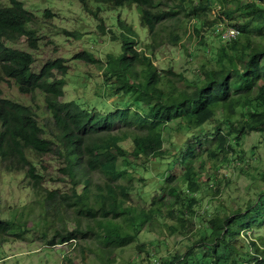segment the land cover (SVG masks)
I'll use <instances>...</instances> for the list:
<instances>
[{
  "label": "trees",
  "instance_id": "1",
  "mask_svg": "<svg viewBox=\"0 0 264 264\" xmlns=\"http://www.w3.org/2000/svg\"><path fill=\"white\" fill-rule=\"evenodd\" d=\"M78 1L99 20L102 33L101 10L135 5L147 41L137 47L138 33L117 17L119 34L109 32L112 40H120V55L109 52L101 60L81 51L72 57L101 68L102 90L89 101L84 96L62 100L66 59H48L33 71L32 53L13 46L23 36L36 48V35L24 26L31 14L21 0L0 4V25L11 27L3 35L6 43L0 38V80L13 81L20 93L31 96L29 104L7 99L0 87V159L4 170L23 173L32 192L9 218L0 217V244L36 231L48 246L81 243L95 253L96 264H113V251L138 241L141 229L161 236L156 226L172 234L187 232L195 218L199 227L190 230L193 243L185 254L157 256L139 242L136 248L145 253L139 264H264V240L241 234L264 225V187L245 202L240 194L229 195L230 205L219 202L208 212L204 197L211 202L219 195L221 180L199 181L209 168L226 165L228 155L242 159V137L264 134V0ZM216 20L240 34L211 48L198 46L207 58L192 79L154 64L158 45L179 46L183 37L205 31L207 22ZM68 32L81 36L78 30ZM37 96L43 105L39 111L32 103ZM151 132L161 134L167 148ZM44 156L58 162L59 176L46 178L39 166ZM147 161L157 169L146 168L150 180L138 169ZM258 178L264 184V170ZM137 179L148 186L138 191L147 206L127 203ZM51 181L53 188L44 184Z\"/></svg>",
  "mask_w": 264,
  "mask_h": 264
},
{
  "label": "rangeland",
  "instance_id": "2",
  "mask_svg": "<svg viewBox=\"0 0 264 264\" xmlns=\"http://www.w3.org/2000/svg\"><path fill=\"white\" fill-rule=\"evenodd\" d=\"M2 1L8 2V0ZM21 1L23 6L34 14L33 21L27 23L26 29L36 35V48L30 49L25 37L19 38L18 42L14 43L13 46L33 53L35 59L34 70H38L48 59L56 57L66 59L65 63L69 68L65 77L66 85L62 100H72L73 98L84 96L88 98L86 101H89L95 92L102 90L101 85L104 78L101 68L72 57L81 51L92 52L96 58L101 60H105L106 54L109 52L120 55V40H112L109 32L110 28H112L115 30L116 35L119 34V31H116L114 27V20L117 21V17H119V20L131 25L138 33L139 36H134L137 47L143 46L147 41V31L139 23V12L135 5L101 10L98 17L104 22L105 31L102 33L97 28L99 20L85 13L76 0ZM214 11L211 13L215 14ZM209 20L212 19L209 18ZM207 24L205 31L198 32L191 38L183 37L180 46L163 45L159 47L158 45L153 53L154 64L159 69L172 68L174 72L182 73L188 79L194 77V71L204 70L207 56L204 55L206 52L204 53L198 46L206 43L211 48L217 43H223L216 33L217 28L220 31L222 25H216L217 21H209ZM67 30H78L81 36L76 39L73 35H68L66 33ZM238 33L240 34V32ZM0 87L3 97L27 104L31 103V96L19 93L13 81H2ZM32 103L39 106L35 110L43 109L40 96L35 97ZM170 126L173 129L175 123ZM151 134L163 149L167 148L168 142L161 141V134L154 132H151ZM175 134L181 136L180 132H175ZM175 139L178 138L176 137ZM124 145L128 146V141ZM240 153L242 159L234 160L231 155H228L229 161L226 165L222 164L219 170L209 168L200 175V182L208 181L210 176L212 177L211 179L217 177L221 180V193L211 202V198L204 197L202 207H207L208 212L212 211L219 202H226L230 205L229 195L234 197L240 194L242 202H245L246 199L254 196V190L258 191L264 187V184L258 178V172L264 170V134L250 132L242 137ZM154 162L158 163L157 161ZM156 163L153 165H156ZM39 164L40 168L46 172V178H50L54 173L59 176L58 172H56L58 162L55 159L44 156ZM3 165L4 162L0 159V217L9 218L14 208L29 202L32 192L30 187L25 186L26 180L23 181L22 172L6 171ZM161 166L163 168V165ZM146 168L148 170L157 169L150 165L149 161H147L146 166L138 167L139 172L150 180L151 177L147 175ZM93 175L96 176L95 173ZM138 175L139 173H136L137 177ZM158 179L161 178L159 177ZM44 184L53 188L54 185L52 184L56 183L51 181L49 183L44 182ZM142 184L143 181H138V179L134 181L135 189L130 193L128 204L140 207L148 205L143 200L144 196L138 193L139 190L148 188V186L141 187ZM153 192L156 195L160 194L156 193V190ZM209 192L212 193L211 191ZM194 220L192 223L190 222V230L198 229L199 227L195 218ZM26 225L31 226V222H27ZM257 227L254 226L251 230H247V235L246 233L244 234V231H241V234H243V237L249 236L254 239L261 237L264 240V225ZM157 230L163 231V235L156 234L153 232L154 230L143 228L138 235V241H134L126 247L115 249L112 255L115 258L113 264H139L138 260L145 256L144 250L138 251L136 248L139 242L148 244L149 251L157 256H166L173 252L183 255L188 251L190 244L193 243V240H189L188 237L190 230L172 234L165 227L156 226L155 231ZM166 235L168 237H165ZM162 240H164L163 243H161ZM45 241L39 237L38 232L31 231L20 240H9L0 244V264H96L98 261L97 259L93 261L95 253L88 249L85 250L81 243L48 246ZM86 244H89L93 249L95 248V245L89 239Z\"/></svg>",
  "mask_w": 264,
  "mask_h": 264
},
{
  "label": "clouds",
  "instance_id": "3",
  "mask_svg": "<svg viewBox=\"0 0 264 264\" xmlns=\"http://www.w3.org/2000/svg\"><path fill=\"white\" fill-rule=\"evenodd\" d=\"M78 3H79V1L78 0H76ZM0 4H2V5H10L11 4V2H10V0H8V2L7 3H5V2H3L2 0H0ZM24 7V6H23ZM125 7V6H124ZM25 8V7H24ZM137 8V7H136ZM82 9V8H81ZM25 10H27L28 12H30V14H31V19L29 20V21H27L26 23H24V26H25V28L27 27V23H29V22H31V21H33V19H34V14L31 12V11H29L28 9H26L25 8ZM83 10V9H82ZM85 12V11H84ZM85 13H87V12H85ZM119 18V17H118ZM217 21V20H216ZM216 25H220V23H218V21H217V24ZM222 27H233V26H230V25H227V26H222ZM236 28V27H235ZM9 29H11V27H10V24L7 22V23H4V25H0V32H3V34L0 36V38H2V41H4L5 43H6V41L5 40H3V38H4V33H5V31H7V30H9ZM237 29V28H236ZM27 30V29H26ZM216 30V29H215ZM238 30V29H237ZM239 31V30H238ZM66 33H69L68 32V30L66 31ZM216 33H217V31H216ZM218 34V33H217ZM21 37H23V36H21ZM20 37V38H21ZM218 38H220V36H219V34H218ZM25 40H27L26 38H25ZM220 40L221 41H223V42H229V41H224V40H222L221 38H220ZM35 41V40H34ZM232 41V40H231ZM16 42H18V40L16 41ZM15 42V43H16ZM27 42V41H26ZM180 44H181V42H180ZM28 45V44H27ZM180 46V45H179ZM29 47V46H28ZM30 48V47H29ZM19 49V48H18ZM30 49H34V48H30ZM21 50H23V49H21ZM24 51H27V50H24ZM28 52H30V51H28ZM30 53H32V52H30ZM32 55H33V53H32ZM95 56V55H94ZM34 57V56H33ZM34 61H35V59H34ZM83 61V60H82ZM45 63V62H44ZM43 63V64H44ZM34 64V63H33ZM42 64V65H43ZM42 65H41V67H42ZM40 67V68H41ZM39 68V69H40ZM38 69V70H39ZM32 70L33 71H38V70H34L33 69V65H32ZM2 81H11V80H4V79H2V80H0V83L2 82ZM17 87V86H16ZM17 90H18V88H17ZM19 92V91H18ZM20 93V92H19ZM3 94V93H2ZM21 94H24V93H21ZM2 97H3V95H2ZM5 98V97H4ZM7 99H9V98H7ZM11 100H13V99H11ZM14 101H16V100H14ZM60 245H62V244H60Z\"/></svg>",
  "mask_w": 264,
  "mask_h": 264
},
{
  "label": "built area",
  "instance_id": "4",
  "mask_svg": "<svg viewBox=\"0 0 264 264\" xmlns=\"http://www.w3.org/2000/svg\"><path fill=\"white\" fill-rule=\"evenodd\" d=\"M238 32L239 31L235 27H221L220 31L217 28V33L219 34L220 38L224 41H231L235 39L239 35Z\"/></svg>",
  "mask_w": 264,
  "mask_h": 264
}]
</instances>
